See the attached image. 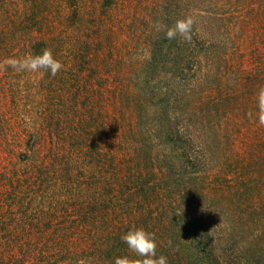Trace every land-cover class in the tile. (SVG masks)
<instances>
[{
    "label": "trees",
    "instance_id": "1",
    "mask_svg": "<svg viewBox=\"0 0 264 264\" xmlns=\"http://www.w3.org/2000/svg\"><path fill=\"white\" fill-rule=\"evenodd\" d=\"M122 5L0 0V49L9 28L23 24L28 54L50 49L75 72L79 93L89 78L97 99L103 92L109 104V149L104 154L96 141L84 154L89 181L107 190L82 216L101 218L89 247L93 263L137 258L121 237L143 228L155 234L156 255L168 264H264V143L232 161L235 134L258 118L264 0L156 1L148 11V54L135 66L120 55L121 37L105 20ZM181 21L187 33L169 39ZM247 55L254 72H238L234 60ZM43 73L53 88L56 76Z\"/></svg>",
    "mask_w": 264,
    "mask_h": 264
},
{
    "label": "rangeland",
    "instance_id": "2",
    "mask_svg": "<svg viewBox=\"0 0 264 264\" xmlns=\"http://www.w3.org/2000/svg\"><path fill=\"white\" fill-rule=\"evenodd\" d=\"M156 1L123 0L111 22L105 19L116 27L121 37L119 53L131 65L148 54V11ZM13 14L16 22L23 17L16 18L15 5ZM57 19L53 14V21ZM22 25L7 31L0 63L29 55V36ZM3 49H8L7 54ZM238 51H232L234 58ZM248 56L234 60L238 72H254ZM61 62L64 68L57 73L53 88L43 70L0 68V264H94L89 247L94 222L101 218L95 219L92 212L87 221L82 216L92 211L98 191L106 195L107 190L89 181L90 172L84 171L89 156L84 154L96 141L104 154L108 151L112 117L105 94L100 92L97 99L89 78L82 80L89 88L79 93L75 72ZM235 135L232 161L241 162L246 148L264 143V126L257 118L253 127L241 128Z\"/></svg>",
    "mask_w": 264,
    "mask_h": 264
},
{
    "label": "clouds",
    "instance_id": "3",
    "mask_svg": "<svg viewBox=\"0 0 264 264\" xmlns=\"http://www.w3.org/2000/svg\"><path fill=\"white\" fill-rule=\"evenodd\" d=\"M187 31V26L181 21L167 31V37L174 38L178 33L185 35ZM5 66L11 67L17 72L36 73L44 70L50 72L52 76H56L64 68L62 62L54 58L50 49H44L41 55L29 54L22 58H6L0 63V68ZM257 104L258 122L264 126V87H261L257 93ZM201 210L204 211L203 208ZM121 239L126 242L129 252L137 258L118 257L115 264H168L166 256L157 257L156 255L157 243L154 233L143 228H136L127 232Z\"/></svg>",
    "mask_w": 264,
    "mask_h": 264
}]
</instances>
